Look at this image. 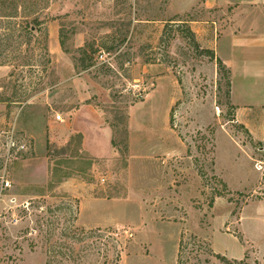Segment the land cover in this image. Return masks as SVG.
Here are the masks:
<instances>
[{"label":"rangeland","instance_id":"obj_1","mask_svg":"<svg viewBox=\"0 0 264 264\" xmlns=\"http://www.w3.org/2000/svg\"><path fill=\"white\" fill-rule=\"evenodd\" d=\"M193 1L0 0V189L11 183L0 192V264H264V138L236 121L231 94L260 109L264 54L252 51L251 79L234 57L231 82L204 49L221 58L223 30L246 26L232 18L242 2L183 12ZM256 3L250 28L262 31ZM229 42L217 46L226 59ZM80 77L113 128L110 160L82 153L78 135L52 136L68 125ZM12 132L27 150L9 155ZM74 195L108 199L97 209L114 218L84 226L92 214L80 219Z\"/></svg>","mask_w":264,"mask_h":264},{"label":"crops","instance_id":"obj_2","mask_svg":"<svg viewBox=\"0 0 264 264\" xmlns=\"http://www.w3.org/2000/svg\"><path fill=\"white\" fill-rule=\"evenodd\" d=\"M241 2V4L237 5L233 9L234 17L232 18L237 23H243L246 26L238 32L230 29L229 26L223 30L224 33L220 38H217V41H215V49L217 50V55L222 58L224 64H226V66L231 70V82L233 80L232 77L234 74V69L239 67L235 63L234 57H236L237 55H241L244 57L241 66V68L243 69V77L245 79H251L259 77L258 75H254L256 73L252 72V66L249 63L251 60H253V52L255 50H259L262 51L261 56L264 54V30L261 31L260 29L255 27L253 31L252 28H250V24L252 25L255 19L250 14L252 12L257 13V10L254 8V6L257 4V0H241ZM221 3L227 5L229 2L227 0H194L186 8H183L182 11L187 12L197 4L204 10H210L211 8L222 5ZM242 12H244V15H242ZM198 32L199 36H201L202 38H206L212 33V30L207 25L200 23V25L198 26ZM222 38H228V40L230 41L229 48L231 54L229 55V59H226V55H224L217 49L219 40ZM211 44L209 45V47L214 48V45ZM230 56L232 58H230ZM258 64L259 67L256 70L257 72H261L263 74L261 75V77L264 80V67L262 64ZM74 82L71 83L73 89L72 95L69 96V99H72L73 104L66 107L64 106L63 108V113L69 120L68 125L67 127H64L60 134H52V136L60 139L64 143H67L70 141L71 136L78 135L80 139V151L82 153L93 160H110L116 155V149L113 144L114 132L110 123L106 121L103 113L94 104L93 100H91V92L94 91L89 90L90 87L88 82H90V85L92 82L91 80L83 79V77H80L78 81H76L75 83ZM97 94L100 93L98 92ZM231 94L232 100L236 106V121L238 123L244 124L245 127L248 128L250 132H252V134L260 136L258 140H262L264 138V97L262 98L263 100H257L256 103L260 109L256 111L253 110V107L256 105L251 107V104H248L249 102L240 104L234 101L233 87ZM99 98L103 102H110V97L109 95H107V93H104L102 98ZM70 179L73 178L70 177ZM67 184L71 185L72 183L69 182ZM70 191L75 190L70 188ZM74 196H78L80 198V219L88 209H90L91 211V218L90 220H86L83 223L84 226L96 227L107 223L109 224L111 222L110 220L114 218L111 211L100 212L97 209L99 200H103L102 202H109L108 199L97 198L93 195H83L82 197L81 195Z\"/></svg>","mask_w":264,"mask_h":264},{"label":"built area","instance_id":"obj_3","mask_svg":"<svg viewBox=\"0 0 264 264\" xmlns=\"http://www.w3.org/2000/svg\"><path fill=\"white\" fill-rule=\"evenodd\" d=\"M61 117H62L61 114L56 115L57 120H61L62 119ZM7 144H8L9 155H11L12 153H18L20 151L27 150L29 146V144L27 143V140L25 139L17 141L13 132L10 133V135L7 137ZM10 186H11V183L9 180L2 179L0 192H2L3 190L7 189ZM11 201L15 203L16 202L15 197L11 198Z\"/></svg>","mask_w":264,"mask_h":264},{"label":"trees","instance_id":"obj_4","mask_svg":"<svg viewBox=\"0 0 264 264\" xmlns=\"http://www.w3.org/2000/svg\"><path fill=\"white\" fill-rule=\"evenodd\" d=\"M187 31L189 32V34L192 35V37L195 36L194 33H193V31L190 30V28H187ZM60 44H61V46L65 49V41L63 40V37H62V36H60ZM81 49H82V51H83V52H82L83 55H85V54H86L85 49H84L83 47H81ZM204 52H206V53H207L208 55H210L212 58H215L216 61L218 62V65H219L220 67H224V66H225V64H224V62L221 60V58H219V57H217V56L215 55V51H214L213 49H204ZM85 68H87V67L83 65V69H85ZM113 144H114V139H113ZM245 259H246V257L243 258V259H234L233 262H234L235 264H248V263L245 262Z\"/></svg>","mask_w":264,"mask_h":264}]
</instances>
